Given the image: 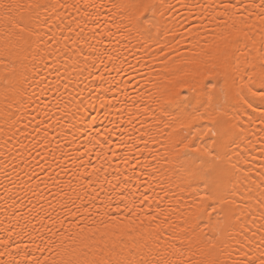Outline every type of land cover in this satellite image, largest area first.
Wrapping results in <instances>:
<instances>
[{
  "label": "snow or ice",
  "instance_id": "1",
  "mask_svg": "<svg viewBox=\"0 0 264 264\" xmlns=\"http://www.w3.org/2000/svg\"><path fill=\"white\" fill-rule=\"evenodd\" d=\"M68 9L79 14L75 27L62 15ZM103 10L114 15L93 24L96 42L73 40L85 67L95 69L91 79L71 92L63 83L61 91L60 81L44 75L46 68L62 77L60 68H67L53 31L64 40L79 37ZM0 21L7 22L0 122L12 130L4 143L31 113L22 125L37 124L35 143L28 144L49 153L45 164L35 162L43 175L31 172L29 179L39 178L27 189L46 199L49 210L38 201L39 210L29 205L26 217L23 202L12 205L17 210L0 234V264H264V0H0ZM133 39L161 67L137 58L129 48ZM185 42L190 55L181 51ZM125 67L148 69L140 73L144 92L131 96L124 88L117 99L113 89L125 81L105 74ZM41 96L55 112L41 106ZM61 111L70 117L65 129L79 131L90 118L89 133L117 114L109 121L113 129L96 140L95 161L86 148L73 154L57 139L65 135L53 127L61 124ZM115 131L121 135L113 146ZM28 144L22 147L31 151ZM129 167L136 170L131 175Z\"/></svg>",
  "mask_w": 264,
  "mask_h": 264
},
{
  "label": "bare ground",
  "instance_id": "2",
  "mask_svg": "<svg viewBox=\"0 0 264 264\" xmlns=\"http://www.w3.org/2000/svg\"><path fill=\"white\" fill-rule=\"evenodd\" d=\"M67 2L71 3L72 0H67ZM107 3L108 0H105ZM171 2H175V0H171ZM184 10L181 9L180 12L182 13ZM62 15L65 16L66 19L73 21V27H75V19L79 14H74V10L68 9L66 13L62 12ZM114 15V13H109L107 10H103L101 15L96 18L95 21H90L85 28V31L83 34H80L79 37L77 36V33H73L71 37L67 40L61 39V32L54 30L53 36L56 38V41H59V52L58 55L67 61V68H60V72L63 74V76H57L56 72L53 71L51 73L48 72V70L44 69V75L48 76L50 80H57L61 83V91H64L62 84L67 83L68 84V91L71 92L74 88H76L77 84H79L81 87L83 84L88 82V79H91V77L88 76L90 72H94L95 69L91 67V64L89 63L87 67H85L84 63L82 62V58L76 53L75 48L73 47V40L79 38L81 40L87 39L89 47H91L92 44H94L96 41L91 37L90 33L92 32L93 24L99 23L100 25H104L106 18H111ZM177 15H180V13H177ZM181 19H183V16H180ZM163 22V20H162ZM187 23V21L185 22ZM191 26V25H189ZM7 27L6 21H0V41L4 38V31ZM103 31V28L98 29L97 32L100 33ZM68 32L65 31L63 33V36H68ZM103 38L99 34L97 35L96 39ZM47 39V38H45ZM161 40H163V36L160 37ZM169 39H172L170 36ZM105 44L108 43L107 39H105ZM55 43V41L53 42ZM99 47V46H98ZM117 48L121 49V51H124L121 45L117 44ZM179 47V45H178ZM129 48L133 50L134 55L137 58H142L143 61H149L151 65H154L156 68L161 67V65L158 63L157 59H154L150 56L149 53H146L144 50H136L137 44L136 41L133 39L131 44L129 45ZM85 51H88V49H85ZM181 51L185 52L186 55H190L191 53L188 51L187 48V42H185V46L181 47ZM129 61L133 64H135V60L132 59V56L129 55ZM37 64L40 63L39 58L37 57L36 60ZM57 67H60L59 63L57 64ZM97 67H100V65H97ZM75 68L77 71H73L72 69ZM148 71L147 68H141L140 73ZM125 72L131 73V76L134 77V79H130L128 75L125 74ZM125 72H120L119 75L115 71H111L110 73H106L105 75L108 76L109 79H112L113 77L115 80H120L123 78L125 81V84L120 85L118 87H114L113 92L116 94V98L120 99V94L122 93L123 89L126 88L127 92L131 96H136L137 92H144V88L141 87V83H143V77L140 73L134 71L132 68L125 67ZM87 77L88 79H84ZM135 85V87H133ZM32 86H35V82H32ZM25 88H29L28 84L24 85ZM41 87H43V82H41ZM53 90L57 87L56 84H52L50 86ZM39 88H37V92H39ZM47 91V89H45ZM87 94V93H85ZM67 95V93H65ZM112 93H109V96H111ZM52 96V92H48V97ZM48 97L41 96L40 100L38 102H42L41 106H43L44 103L49 104V106L52 108V111H56V106L54 103H52ZM23 112V109L21 110ZM101 116L103 113H100ZM31 113L25 116L24 120L22 121V125L25 123H28V119L30 117ZM60 117H62L61 124L59 126L54 125V129H58L61 132H65V135L63 136H57V139H59L62 143L65 144V150L68 147L72 148L73 154H75L77 151H84V149H87V155H90L92 157V160H96L95 153L100 150L98 146H96V140H103V138L107 135L106 129H113V123H109V121H116V113H113L107 120L101 119L97 121V124L92 127L91 132H88V124L90 122V118L86 119L82 125H79V131H77L75 128L65 129L63 125L64 119H69L70 117H64L63 111L58 113ZM92 115L95 116L96 112H92ZM42 116H38L37 119H42ZM143 118V117H141ZM239 119L244 121L245 127H248L247 119L244 115H240ZM21 125V131L16 133L14 136H12L11 139L8 140L7 145H5L4 140L8 138L12 130H5V126L2 122H0V234H3V228L8 223L7 218L13 216V213L17 210L15 207H12L13 204L16 202H23L25 204V216H28L27 213V207L31 204H37V210H39V202H42L45 205V208L43 211H48L47 208L48 201L46 199H43L42 197L33 196L31 191H28V188L34 187L35 180L39 177L32 176L31 179H29V174L31 172L40 173L42 176L43 173L41 172V169L39 165H37L35 162L39 161V164H45V161L42 157L49 156V153L40 145L36 144L35 147H33L32 144H28L29 140H33V143H35L34 138L36 137V131L34 129L37 128V124L34 121L26 130ZM255 128V126H252ZM49 132V135H54L55 132L51 129L47 130ZM99 133L100 135L97 136L96 134ZM28 134V139H25V135ZM248 135H251V129H249ZM88 135H91L94 137V139L90 142L87 138ZM121 134L118 131H115L114 134L111 137L113 146L118 142L117 137H119ZM73 142H75L73 144ZM130 143V141H129ZM23 144H28V149L31 151H28L22 147ZM55 147V145H53ZM150 148L155 147L157 149L160 148V145L157 144L155 146L149 145ZM19 149V151H18ZM37 150H39V153L41 155H36ZM56 157L59 158L60 152L57 151L55 153ZM29 160L32 161L31 166L29 167L28 171H25V165L29 163ZM24 162V165L21 164V162ZM118 160H114L113 164H118ZM130 163H134V161H130ZM48 165L55 166L51 159L48 160ZM47 166V165H46ZM120 168L123 170L124 168L128 167L126 165H119ZM69 167L75 168V165H72L69 163ZM161 168L170 167L166 164H161ZM57 171H60V169H57ZM111 172V170H109ZM135 169L128 168L127 175H131ZM111 178V175H110ZM61 180H67L68 177H66L63 172H61L60 175ZM133 183H135V180H133ZM49 186L51 187L52 181H48ZM6 185L7 191H5V188L2 187ZM23 186V187H20ZM41 188L44 187L43 184L40 185ZM55 191V189H53ZM47 191V189H45ZM35 213H33L34 215ZM54 214V213H53ZM12 224H15L16 221L12 220ZM21 225L23 224V221L20 222ZM27 235H25V240H27Z\"/></svg>",
  "mask_w": 264,
  "mask_h": 264
}]
</instances>
